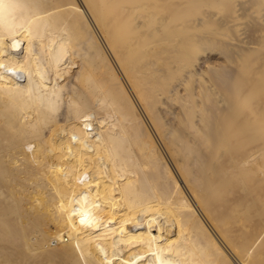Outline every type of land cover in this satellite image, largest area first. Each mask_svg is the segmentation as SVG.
<instances>
[{
  "label": "bare ground",
  "instance_id": "6f19581e",
  "mask_svg": "<svg viewBox=\"0 0 264 264\" xmlns=\"http://www.w3.org/2000/svg\"><path fill=\"white\" fill-rule=\"evenodd\" d=\"M236 1L0 0V264H264V52L189 33Z\"/></svg>",
  "mask_w": 264,
  "mask_h": 264
},
{
  "label": "rangeland",
  "instance_id": "374dc122",
  "mask_svg": "<svg viewBox=\"0 0 264 264\" xmlns=\"http://www.w3.org/2000/svg\"><path fill=\"white\" fill-rule=\"evenodd\" d=\"M241 1H244V0H241ZM80 3L82 5L81 9L86 11L87 9L84 8L85 6L82 4L81 1H80ZM237 4L238 3H235V7L232 10V11L235 12L233 15L237 18V20H235V22L227 23L222 28L216 27L213 23L212 24L210 23L208 25H207V23H204V24L199 25L198 27L194 28L193 30H190L189 33L190 34H194L196 36H201V35L202 36H204V35L207 36V35L210 34V36L213 37L214 40H217L219 42H223V41L224 42H231L232 43V47H234L235 49H238V50H239L240 47H243V46L246 45V40L247 39L249 41L250 40L254 41V40H252V38L257 37V39L255 38L256 42L254 41L255 43H250V45H252V47H254V49L264 52V42H263L264 41V25L259 27V30L252 29V27L250 25L251 24L250 22L254 21L255 18L260 19V21L264 24V22H263L264 21V6H263L264 3L260 4V8H259L258 12H256L253 7L252 8L247 7L246 8L247 10H246L245 8H242L243 6H241V5L236 6ZM204 8H206V9H204ZM199 10L200 11H216V12L219 10L220 12L223 13L224 7H223L222 4L220 5L219 3H217V5L215 4V6L201 4ZM87 15H88V17H89V19L91 21V24H92L94 30H95V34L99 38V40L102 43V45L105 47L107 53L110 54L109 56L111 57L113 63L117 67L122 80L124 81V83H125L126 87L128 88V90L133 95L131 87H130V84H129L126 76L124 75V73L121 72V70L116 65V60L113 59L114 57L112 56L108 46L106 45V42H105V39H104L102 33L100 32L99 28L94 23L92 17H90V14L88 13V11H87ZM236 21H238V22H236ZM236 26H238V27H236ZM208 28H210V29H208ZM259 31H260V33H259ZM251 36H253V37L251 38ZM201 46H202L203 49L201 48V50L195 51V53L193 54V56H195V57L197 56L198 58H200V60H201V69L204 66V61H208L213 66L219 67L220 65H225V66H227V69H230L231 71H233V72L235 71L236 72L239 69L237 66L242 65V63H243V61H242L243 58L239 59V57H237V56L235 57V59H237V60L233 61L232 58L229 57L228 53L225 52V50L223 49L222 45H220V44H216L214 42H205V43L202 42ZM161 56L163 58H169V56L167 54H164V53L161 54ZM169 60L171 62V65L175 66L176 63L172 62V59H169ZM238 60H240V61H238ZM76 61H77L76 63L72 64V68H71V71H70L71 73L65 75V77L62 78L61 82H68L80 70V68H81V58L77 56ZM159 63L161 64V61H159ZM133 98H134V101H135L138 109L142 113H144L142 111V108H141L140 103L138 102L137 98L134 95H133ZM143 119L150 126V123L148 122V118H146L145 114H143ZM91 127L95 128L96 126H94V125L92 126L90 123H86L85 125H83L82 129L85 128V130L86 129L88 130ZM160 141L161 140H158V137H157V142H158L159 146L161 147V149L165 153L166 157L168 156L167 159L169 160L170 157H169L168 153H166V149H165L163 143L162 142L160 143ZM169 162H170L171 166L173 167L174 171H176V167L173 164V162L171 161V159L169 160ZM176 174L178 176L177 172H176ZM179 177H180V175L178 176V178ZM179 181H180V184L185 189V192H186L187 196L194 203V199L192 198V195H191L190 191L187 189V187H186L185 183L183 182V180L179 179ZM195 206H196V204H195ZM199 212H200V210H199ZM154 230L157 231L158 228L155 227ZM162 230L163 229H161V233L162 234L164 233L163 235H166L165 231L164 230L162 231Z\"/></svg>",
  "mask_w": 264,
  "mask_h": 264
}]
</instances>
